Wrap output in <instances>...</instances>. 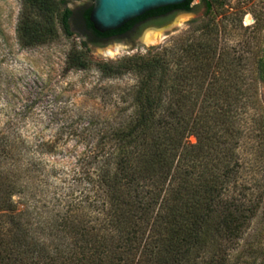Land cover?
Returning a JSON list of instances; mask_svg holds the SVG:
<instances>
[{"label": "trees", "instance_id": "trees-1", "mask_svg": "<svg viewBox=\"0 0 264 264\" xmlns=\"http://www.w3.org/2000/svg\"><path fill=\"white\" fill-rule=\"evenodd\" d=\"M193 1L99 34L91 7L20 0L16 41L29 50L54 43L59 32L70 38L80 31L91 41L120 37L151 17L191 12ZM200 3L211 12L210 0ZM81 48L67 53L66 71L95 66L104 78L137 75L126 95L131 111L118 120L87 117L77 128L62 123L48 140L41 137L46 127H21L30 107L0 117V220L14 227V237L0 241V264H264L263 243L239 247L264 213V49L249 78L238 75L243 56L230 59L207 39L118 62L92 63L86 42ZM94 136V144L87 141ZM73 140L87 145L65 184L43 157ZM33 218L47 223L53 243L24 238L21 220Z\"/></svg>", "mask_w": 264, "mask_h": 264}, {"label": "rangeland", "instance_id": "rangeland-1", "mask_svg": "<svg viewBox=\"0 0 264 264\" xmlns=\"http://www.w3.org/2000/svg\"><path fill=\"white\" fill-rule=\"evenodd\" d=\"M62 8L72 11L92 7L93 0H63ZM212 9L206 14L200 0H194L193 11L171 12L165 16L151 17L136 24L127 34L106 40L91 41L83 32H76L67 38L59 32L54 43L29 50H22L16 41V27L21 13L20 0H0V108L1 121L13 111L30 107L28 119L22 124L23 130L46 127L41 137L48 140L62 123L80 127L88 117L118 120L120 112L131 111V100L126 97L131 88L139 81L137 75L127 74L118 78H104L92 66L87 71H66V55L76 46L87 44L86 57L92 62H118L123 58L145 56L152 48L170 47L174 43L212 42L216 51H225L230 59L243 56L238 75L253 78L254 61L262 57L264 49V0H210ZM208 25L209 32L204 29ZM157 29L158 31H150ZM151 33L152 41L141 40ZM209 33L208 38L204 34ZM181 42V43H180ZM82 49V48H81ZM85 51V50H84ZM264 89L259 88V93ZM119 113V114H118ZM82 117L75 123L72 118ZM86 117V118H85ZM73 118V119H74ZM96 142V136L90 138ZM85 141V140H84ZM195 143L194 137L188 139ZM71 141L68 146L58 150L56 155L45 154L43 159L58 170V178L69 184L70 171L76 169L77 156L84 152L87 142ZM65 181V182H66ZM64 184V185H65ZM19 207L18 211H20ZM17 211V212H18ZM46 215V213H45ZM28 241H39L46 245L54 242L49 234L47 223L37 219L21 220ZM43 229V230H42ZM13 224L0 220V241L14 237ZM259 241L264 244V213L260 212L252 221L239 247L246 242ZM237 251L231 255L234 261ZM193 264H204L203 258H197ZM232 264V263H231Z\"/></svg>", "mask_w": 264, "mask_h": 264}, {"label": "water", "instance_id": "water-1", "mask_svg": "<svg viewBox=\"0 0 264 264\" xmlns=\"http://www.w3.org/2000/svg\"><path fill=\"white\" fill-rule=\"evenodd\" d=\"M187 1L189 0H93L89 22L95 32L104 34L121 29L147 12L178 6ZM141 42L146 43L144 37Z\"/></svg>", "mask_w": 264, "mask_h": 264}, {"label": "bare ground", "instance_id": "bare-ground-1", "mask_svg": "<svg viewBox=\"0 0 264 264\" xmlns=\"http://www.w3.org/2000/svg\"><path fill=\"white\" fill-rule=\"evenodd\" d=\"M144 38H145L146 41H152L154 36L151 33H149Z\"/></svg>", "mask_w": 264, "mask_h": 264}]
</instances>
